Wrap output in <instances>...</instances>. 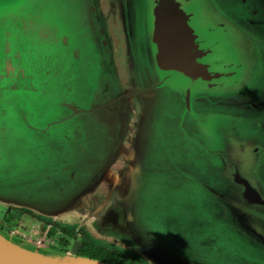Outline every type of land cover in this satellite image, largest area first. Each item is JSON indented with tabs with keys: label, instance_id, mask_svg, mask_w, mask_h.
Wrapping results in <instances>:
<instances>
[{
	"label": "water",
	"instance_id": "water-1",
	"mask_svg": "<svg viewBox=\"0 0 264 264\" xmlns=\"http://www.w3.org/2000/svg\"><path fill=\"white\" fill-rule=\"evenodd\" d=\"M0 204L264 264V0H0ZM0 264L110 263L0 228Z\"/></svg>",
	"mask_w": 264,
	"mask_h": 264
},
{
	"label": "flooded vegetation",
	"instance_id": "flooded-vegetation-1",
	"mask_svg": "<svg viewBox=\"0 0 264 264\" xmlns=\"http://www.w3.org/2000/svg\"><path fill=\"white\" fill-rule=\"evenodd\" d=\"M0 208L4 209L3 214L0 215V228L28 241H34L57 251H69L73 254L105 262L108 261L104 259L115 256L120 259L147 264L138 254L115 243V241L95 237L89 227L77 217H72L70 220H59L37 214L26 208L2 204H0ZM8 213L10 216L7 217ZM17 217L23 222V226L13 221L18 220ZM38 222L41 224L40 227ZM73 240H78L76 246L73 249L67 248Z\"/></svg>",
	"mask_w": 264,
	"mask_h": 264
},
{
	"label": "rangeland",
	"instance_id": "rangeland-1",
	"mask_svg": "<svg viewBox=\"0 0 264 264\" xmlns=\"http://www.w3.org/2000/svg\"><path fill=\"white\" fill-rule=\"evenodd\" d=\"M2 205H4V204H2ZM5 206H7V205H5ZM8 206H10V205H8ZM3 212H4V209L2 208H0V215L1 214H3ZM19 213V212H18ZM38 214V213H37ZM8 216H10V213H8V215H7V217ZM28 218V217H27ZM50 218H53V217H50ZM17 219H18V217H17ZM54 219H58V218H54ZM13 220V219H12ZM59 220H61V219H59ZM13 221H16L17 222V224H21L22 226H23V222L20 220V219H18V220H13ZM35 223V222H34ZM38 226L40 227L41 226V224L38 222ZM88 227H89V229L91 230V232H92V234L95 236V237H97V238H100V239H106V240H112V241H115L114 240V238H111V237H101V236H106L105 234H103V233H101V231L100 230H97V229H94L93 227H96V226H93V227H91V226H89V225H87ZM30 242H34V241H30ZM77 242H78V240H73V241H71L70 242V244L67 246V248L68 247H70V248H74L75 246H76V244H77ZM120 242H121V244H120ZM120 242L119 241H115V243H117V244H119V245H122V246H124V247H126V248H128V249H130V250H132L131 248H129L126 244H124L125 242L124 241H121L120 240ZM35 243V242H34ZM123 243V244H122ZM44 246V245H43ZM46 247H48V246H46ZM49 248H51V247H49ZM69 248V249H70ZM51 249H53V248H51ZM53 250H55V249H53ZM60 251V250H59ZM133 251V250H132ZM61 252H65V251H61ZM66 252H68V253H71V252H69V251H66ZM134 252V251H133ZM136 253V252H135ZM137 254V253H136ZM139 255V254H138ZM140 256V255H139ZM141 257V256H140ZM142 258V257H141ZM143 259V258H142ZM144 260V259H143ZM145 261V260H144ZM146 262V261H145ZM147 263V262H146ZM148 264V263H147Z\"/></svg>",
	"mask_w": 264,
	"mask_h": 264
},
{
	"label": "trees",
	"instance_id": "trees-1",
	"mask_svg": "<svg viewBox=\"0 0 264 264\" xmlns=\"http://www.w3.org/2000/svg\"><path fill=\"white\" fill-rule=\"evenodd\" d=\"M96 255V254H94ZM104 260H107L108 262H111L113 264H140L138 262H133L131 260H124L123 258H118V257H115V256H111L110 258H107V259H104Z\"/></svg>",
	"mask_w": 264,
	"mask_h": 264
}]
</instances>
